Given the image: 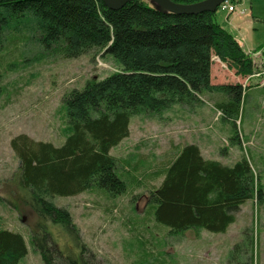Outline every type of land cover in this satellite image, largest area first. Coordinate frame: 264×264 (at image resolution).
I'll list each match as a JSON object with an SVG mask.
<instances>
[{
  "label": "trees",
  "instance_id": "obj_1",
  "mask_svg": "<svg viewBox=\"0 0 264 264\" xmlns=\"http://www.w3.org/2000/svg\"><path fill=\"white\" fill-rule=\"evenodd\" d=\"M215 16L216 11L176 14L149 0H132L117 10L101 0H0V47L7 29L27 31L64 58L98 49L119 66L63 96L66 135L61 144L24 133L10 140L19 159L17 185L38 216L30 243L43 264H93L85 257V244L69 210L49 197L92 188L110 196L124 193L128 175L110 150L128 137L131 118L142 107L159 112L216 93L223 97L215 102L216 109L236 128L247 89L239 83L212 84L213 57L240 75L254 74L257 66ZM255 51L264 55V43ZM156 174L162 179L150 190L145 212L172 235L189 229L223 233L243 203L253 198L261 203L264 198L246 157L222 164L205 158L195 143L181 146ZM50 226L56 229L55 236ZM254 241L252 232H245L246 248L236 243L230 258L252 248ZM27 251L21 233L0 228V264H21Z\"/></svg>",
  "mask_w": 264,
  "mask_h": 264
},
{
  "label": "rangeland",
  "instance_id": "obj_2",
  "mask_svg": "<svg viewBox=\"0 0 264 264\" xmlns=\"http://www.w3.org/2000/svg\"><path fill=\"white\" fill-rule=\"evenodd\" d=\"M245 14H231L234 30L255 61L252 75H240L226 62L214 59L211 83H239L247 89L236 128L223 118L215 102L223 97L205 93L192 105L174 103L155 112L142 107L131 118L129 135L110 150L128 175V189L110 196L92 188L73 196H53L69 210L93 264H264V198L247 200L223 233L189 229L177 235L145 212L156 174L186 143L199 146L202 155L231 165L241 157L251 163L264 193V55L255 51L264 43V0H243ZM227 13L216 11L223 21ZM119 69L103 50L93 49L64 58L45 49L27 31H5L0 47V228L22 234L27 254L21 264H43L30 243L38 216L17 185L19 159L10 147L15 135L59 145L64 141L62 98L88 79H102ZM264 195V194H263ZM52 234L56 229L50 226ZM252 232L254 244L230 258L233 246ZM252 253V259L248 258Z\"/></svg>",
  "mask_w": 264,
  "mask_h": 264
},
{
  "label": "water",
  "instance_id": "obj_3",
  "mask_svg": "<svg viewBox=\"0 0 264 264\" xmlns=\"http://www.w3.org/2000/svg\"><path fill=\"white\" fill-rule=\"evenodd\" d=\"M103 4L113 10L120 9L132 0H101ZM160 9L176 14H196L204 11H217L218 6L226 0H200L194 3H177L172 0H149Z\"/></svg>",
  "mask_w": 264,
  "mask_h": 264
},
{
  "label": "built area",
  "instance_id": "obj_4",
  "mask_svg": "<svg viewBox=\"0 0 264 264\" xmlns=\"http://www.w3.org/2000/svg\"><path fill=\"white\" fill-rule=\"evenodd\" d=\"M243 0H226L222 2L217 10H223L227 14L228 13H238V14H245V10L242 6ZM215 59L219 60L218 57H214Z\"/></svg>",
  "mask_w": 264,
  "mask_h": 264
},
{
  "label": "crops",
  "instance_id": "obj_5",
  "mask_svg": "<svg viewBox=\"0 0 264 264\" xmlns=\"http://www.w3.org/2000/svg\"><path fill=\"white\" fill-rule=\"evenodd\" d=\"M232 14V13H231ZM231 14H227L226 18L223 20V21H220L216 18V21L225 29L227 30L238 42L239 44L241 45V47L243 48V50L245 52H248V50H246L244 47H243V44L241 43V40L238 36V33L237 31L234 30V27H233V23L231 21L232 17H231ZM237 15H244V14H238V13H235ZM216 17V16H215ZM215 57V56H214ZM215 59V58H214ZM220 61V59L218 60ZM221 62V61H220ZM123 140V139H122ZM121 142V141H120Z\"/></svg>",
  "mask_w": 264,
  "mask_h": 264
}]
</instances>
